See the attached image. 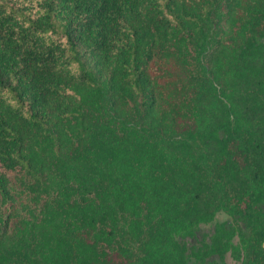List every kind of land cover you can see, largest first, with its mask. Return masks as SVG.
Masks as SVG:
<instances>
[{
	"label": "trees",
	"instance_id": "16d2710c",
	"mask_svg": "<svg viewBox=\"0 0 264 264\" xmlns=\"http://www.w3.org/2000/svg\"><path fill=\"white\" fill-rule=\"evenodd\" d=\"M228 254L264 264V0H0V264Z\"/></svg>",
	"mask_w": 264,
	"mask_h": 264
},
{
	"label": "rangeland",
	"instance_id": "374dc122",
	"mask_svg": "<svg viewBox=\"0 0 264 264\" xmlns=\"http://www.w3.org/2000/svg\"><path fill=\"white\" fill-rule=\"evenodd\" d=\"M12 186L14 189V193L16 195V212L19 217H23L26 215L25 204L27 201V194L25 193L23 188L18 184V181L15 178H13ZM218 218L225 219L228 218V216L225 213L221 212L218 215ZM212 229H213V224L203 225L198 234L199 240L201 241L208 240ZM227 262L228 264H241L240 261L236 260L231 254H228Z\"/></svg>",
	"mask_w": 264,
	"mask_h": 264
}]
</instances>
